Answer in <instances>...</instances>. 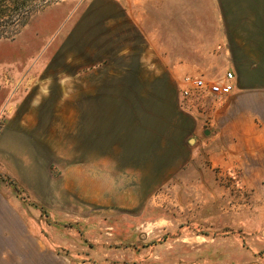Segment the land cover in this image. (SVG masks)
<instances>
[{"label":"rangeland","instance_id":"rangeland-1","mask_svg":"<svg viewBox=\"0 0 264 264\" xmlns=\"http://www.w3.org/2000/svg\"><path fill=\"white\" fill-rule=\"evenodd\" d=\"M88 1L0 0V237L45 264H264V200L238 170L201 150L160 180L78 152L77 91L41 72Z\"/></svg>","mask_w":264,"mask_h":264},{"label":"crops","instance_id":"crops-1","mask_svg":"<svg viewBox=\"0 0 264 264\" xmlns=\"http://www.w3.org/2000/svg\"><path fill=\"white\" fill-rule=\"evenodd\" d=\"M50 58L47 89L77 91L68 107L89 124L79 153L132 156L167 180L203 150L264 200V0H89ZM227 72L223 98L182 93L186 75ZM2 234L0 264L46 263L41 245Z\"/></svg>","mask_w":264,"mask_h":264},{"label":"built area","instance_id":"built-area-1","mask_svg":"<svg viewBox=\"0 0 264 264\" xmlns=\"http://www.w3.org/2000/svg\"><path fill=\"white\" fill-rule=\"evenodd\" d=\"M225 78V81H219L211 80L201 75H186L184 77L186 86L182 89V93L185 96H189L191 93H213L216 96L223 98L230 94L234 87V74L232 72H227Z\"/></svg>","mask_w":264,"mask_h":264}]
</instances>
